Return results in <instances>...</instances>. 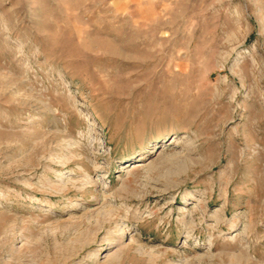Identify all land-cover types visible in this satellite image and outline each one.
<instances>
[{
	"label": "rangeland",
	"instance_id": "374dc122",
	"mask_svg": "<svg viewBox=\"0 0 264 264\" xmlns=\"http://www.w3.org/2000/svg\"><path fill=\"white\" fill-rule=\"evenodd\" d=\"M0 264H264V0H0Z\"/></svg>",
	"mask_w": 264,
	"mask_h": 264
}]
</instances>
